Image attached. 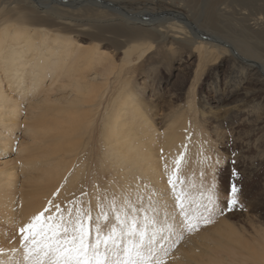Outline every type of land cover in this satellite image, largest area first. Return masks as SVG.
Instances as JSON below:
<instances>
[{
	"label": "bare ground",
	"instance_id": "6f19581e",
	"mask_svg": "<svg viewBox=\"0 0 264 264\" xmlns=\"http://www.w3.org/2000/svg\"><path fill=\"white\" fill-rule=\"evenodd\" d=\"M115 1L0 0V228L7 224L25 229L22 240L18 239L19 241H9L7 235L3 236L4 229H0V264L40 262L36 252L44 240L32 239L36 237L34 231L39 224L38 220H33V217L38 216L34 213L40 208L33 202V192L43 191L46 186L51 189L56 181L55 175H61L67 168H63V159L69 155L66 156V149L60 147L59 142L54 149L44 145L41 139L32 138L31 147L24 144L28 135H32L38 126L44 125L48 110L63 113L60 117L64 116L65 120L61 118L57 121V127L65 132L63 138L68 137V131L80 132L82 137L85 136L84 148L80 150L83 167L88 169V165H92L100 168L104 172L102 174L107 176L106 182L112 179L115 172H119V178L123 181L128 178L138 182V177L142 176L139 174L149 178L148 182L151 184L158 180L156 198L163 207H171L178 203L174 197L179 191L174 194L169 191L166 182L169 179L160 177V174L165 171V166L168 170L173 169L177 159L182 157L183 145L178 144L182 136L174 129L184 126L183 114H177L181 115L176 125L171 122L175 118H169L170 114L167 120L171 123L163 131H159L153 125L150 126L153 118L147 116V111H141L140 108L144 106L137 100L134 92L130 93L126 101L120 93L116 94L117 98L114 96L116 84L121 85L132 77L130 72L147 59L148 54L152 51L155 53L167 43L192 48L197 51L200 61L214 62L218 55L230 53L229 49L235 52L230 43L236 42L240 45L238 48L248 54L252 52L251 55L255 58L243 57L236 51L237 58L229 55L230 64H234L240 78L249 74L248 80L253 84L251 90L258 85L264 86L261 80L264 77H259L260 72L263 74L264 71V0H175L179 6L189 9L191 19L185 13L174 12L175 10L164 12L169 13L164 18L154 16L150 9L145 10L146 13L141 10L140 14L128 13L121 10ZM227 20L232 21L231 24H227ZM197 23L209 28L219 25L229 27L230 33L234 35H225L231 37V42L225 38L207 35ZM75 36H83L87 38V42L76 40ZM116 50H121L124 57V65L120 67L112 63ZM245 95V99L250 97L249 101H256L247 116L255 133V122L251 116L260 100L254 97L253 92L246 91ZM115 104L118 105L112 109ZM53 105L56 106L55 109ZM22 107H25L24 119L27 124L20 128L19 116ZM233 112L236 115L239 110ZM232 113H228L229 117L234 116ZM199 116L204 117V114ZM220 116L213 115V121L204 120L206 124L213 123V131L217 132L218 140L223 138L224 131L221 132V126L227 124ZM98 123L101 128H98ZM149 127L148 134L152 135L144 145L141 138ZM20 137L22 139L18 140ZM156 140H160V148L154 147ZM16 142L17 151L12 158ZM187 146L189 148V144ZM162 148L167 155L165 161L160 162L159 158L164 157L160 151ZM77 151L76 147H72L67 153L75 156ZM188 152L189 156L181 159L182 167L176 176L180 182L186 183L185 187L201 182L204 165L214 164V158H209L208 162L197 163L198 154L190 149ZM216 155L219 156L217 153ZM23 156L27 159H23ZM37 157L41 164H35L44 165V176L38 178L41 186L30 188L29 185L22 189L20 195L16 187V177L22 173V180L32 181L28 173L35 169H32L34 164L29 160ZM15 160L19 161L18 166ZM131 169L138 171L136 177L127 174L128 171L132 174ZM198 178L201 180H197ZM128 185L127 188H135L133 183ZM238 191L240 194L242 192L243 199L255 210L254 196L241 189V186ZM23 211H26L25 214H21ZM15 216L19 221L14 220ZM254 216L256 219H264L261 214ZM252 217L244 214V220L251 225L254 223ZM26 225L35 227L26 229ZM253 233V238H250L252 246L244 244L242 227L236 229L233 225L232 236L228 241V254L220 255L221 246L227 244L213 242L212 247L208 246L209 249H200L204 253L203 257L200 254L196 259L192 256L198 249L195 246L191 255L178 264L190 261H194V264H211L208 260L213 256L218 264H235V261L237 264H244L239 259H234L237 252L232 242L239 243L247 250V256L253 261L251 264H264V231L255 228ZM178 253L180 252L176 251L174 254Z\"/></svg>",
	"mask_w": 264,
	"mask_h": 264
},
{
	"label": "rangeland",
	"instance_id": "374dc122",
	"mask_svg": "<svg viewBox=\"0 0 264 264\" xmlns=\"http://www.w3.org/2000/svg\"><path fill=\"white\" fill-rule=\"evenodd\" d=\"M114 3L128 13L140 14L141 11L150 9L154 16L164 18L169 16V13L164 12L175 10L174 12L185 13L184 15L191 19L189 9L179 6L178 1L175 0L172 2L170 0H116ZM226 22L231 24L232 21ZM196 25L207 35L225 38L229 43L231 42V37L225 35L230 33V29L225 25L212 28L200 26L198 23ZM75 38L87 42V38L83 36H75ZM235 43L230 44L240 55L255 58L252 57V52L246 53L240 47L238 48L239 44ZM191 49L168 43L159 47L155 53L152 51L148 54L147 59L145 58L138 67L133 69L134 72H130L132 77L121 85L116 84L114 93L116 98L118 97L116 94L120 93L126 101L130 93L134 92L137 100L144 106L140 108L141 111L143 113L147 111V116L153 118L150 126L153 125L159 131H163L171 122L178 124V117L181 114L178 116L177 114H183L184 126L174 129L182 136L178 142L180 146L183 145L182 157L177 159L173 169L168 170L165 166V171L160 174V177L169 179L166 181L169 191L173 194L179 191L174 197L175 201H178L176 205L163 207L164 205L156 198L155 190L158 187V180L151 184L148 182L149 178L139 174L142 176L138 177V182L127 177V180L123 181L119 178V172H115L112 179L106 182L107 176L103 175L104 172L100 168L92 165H88V169L83 167L80 161V150L84 148L86 138L82 137L80 132L70 131L67 132L68 137L63 138L65 132L57 127V121L61 118L65 120V117H60L63 113H59L58 110H48L44 125L38 126L32 135H28L24 143L28 147L33 145L32 138L43 140L44 145L52 149L59 142V146L66 149V156L70 155L63 159V168H67L61 175H55L56 181L51 189L46 186L43 191L33 192L35 198L32 201L40 207L34 214H44L35 227L36 237L32 238L44 240L36 252L40 260L38 264H53L54 259L51 255L44 254L47 251L45 247L47 240L42 238L44 234L40 232L41 225H44L45 230L51 228L58 237L63 235L65 239L71 240L77 235L78 226L83 222L86 233L85 242L98 246L99 259L103 260L104 264H178L191 255L190 253L193 252L191 250L195 246H198V249L192 256L195 259L200 255L203 257L204 253H201V250L207 249L208 246L212 247L213 242L227 244L221 246L220 251V255H226L229 253L228 241L232 236L233 225L236 229L242 227L244 234L242 242L251 246L250 238H253L255 228L264 231V219H256L254 216V214L264 215V86L258 85L251 90L253 84L248 80L249 74H244L245 77L241 76V78L240 74L238 76L236 67L230 64L229 60L231 55L237 58L236 51L229 49L230 53L218 55L213 62L200 61L197 58V51L193 49L191 51ZM113 60L112 63L116 67L124 65L121 50L114 51ZM256 61L260 62L258 59ZM263 74L260 72L259 77H264ZM261 80L264 82V78ZM246 91L253 92L254 97L260 100V104L254 107L253 116H251L255 122V133L247 116H249L250 107L256 101H249L250 97L245 99ZM116 105L118 104L112 106V109ZM53 107V109L56 108L55 105ZM24 108H21L19 116L20 128L27 124V120L24 119ZM236 110L239 112L235 115L232 111ZM208 111L210 113H207ZM228 113L234 116L229 117ZM102 114H105L104 109ZM199 114H204L203 119ZM216 114H220V119L227 123L220 129L221 132L224 131L222 140L217 139V132L213 131V123L204 122V120L213 121L212 116ZM147 116L145 114V117ZM168 117L175 120L170 122L167 120ZM99 126L101 128L98 123V128ZM149 130L150 127L141 138L144 140V145L148 143L147 138L152 135V133L148 134ZM21 139L22 137L18 140ZM156 141L153 144L154 147L160 148V140ZM188 144L189 148H187ZM17 146L18 142L15 143L14 151H12V158L15 157ZM72 147L78 150L75 156L70 152L67 153ZM189 149L198 154L197 163L208 162L209 158H214V164L204 165L201 182L196 185L188 184L185 187L186 183L180 182L176 176L182 167L181 159L189 156ZM160 151L164 155L163 158H159L162 162L165 161L167 153L165 154L163 148ZM24 157L23 159H27ZM29 161L34 164L32 169H35L28 173L32 181L31 179L30 182H27L28 179L22 180V173L16 177V187L20 195L22 189H26L29 185H31L30 188L35 185L41 186L38 178L44 176V165L35 164L40 163V159L37 157ZM15 163L18 166L19 161L15 160ZM129 172L127 174L134 177L138 173L136 170L132 174ZM132 183L135 188H127V185ZM128 186L132 187V185ZM240 186L256 199L255 210L246 203V199H243L242 192L240 194L238 191ZM181 192L185 194L180 195ZM244 214L253 216V225L244 220ZM46 217H51L47 223H45ZM1 228L4 229L3 236L7 235L9 241L22 240L21 228L7 224ZM24 236L28 238L26 234ZM232 243L237 252L234 259L237 258L244 264L246 262L251 264L253 261L247 256V250L239 243ZM176 251L180 253L174 254ZM208 261L211 264H218L215 256ZM194 263L190 261L185 264ZM235 264H237L236 261Z\"/></svg>",
	"mask_w": 264,
	"mask_h": 264
},
{
	"label": "snow or ice",
	"instance_id": "6c2138e0",
	"mask_svg": "<svg viewBox=\"0 0 264 264\" xmlns=\"http://www.w3.org/2000/svg\"><path fill=\"white\" fill-rule=\"evenodd\" d=\"M41 216H44V214L41 213L33 217V220H39ZM48 219H51V217H46L45 223H47ZM32 227H35V225L25 226L26 229ZM20 231L23 234L25 229ZM66 231L67 228L65 227ZM40 232L44 234L42 238L47 240L45 245L47 251L44 254L51 255L54 258L53 264H104V261L99 259L98 246L85 242L86 233L83 222L79 224L77 235L73 236L71 240L65 239L63 235L58 237L55 232H52L51 228L45 230L44 225L40 226ZM49 232H52V234L48 235Z\"/></svg>",
	"mask_w": 264,
	"mask_h": 264
}]
</instances>
